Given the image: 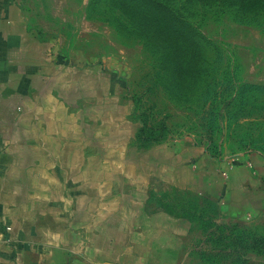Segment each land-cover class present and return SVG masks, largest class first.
Wrapping results in <instances>:
<instances>
[{"label":"crops","instance_id":"obj_1","mask_svg":"<svg viewBox=\"0 0 264 264\" xmlns=\"http://www.w3.org/2000/svg\"><path fill=\"white\" fill-rule=\"evenodd\" d=\"M123 69L59 55L0 0V264H179L195 220L170 195L264 206V158L142 143Z\"/></svg>","mask_w":264,"mask_h":264},{"label":"rangeland","instance_id":"obj_2","mask_svg":"<svg viewBox=\"0 0 264 264\" xmlns=\"http://www.w3.org/2000/svg\"><path fill=\"white\" fill-rule=\"evenodd\" d=\"M159 1L167 10L149 0H20V5L26 25L59 55L84 62L121 60L143 139L174 142L192 135L215 155L264 158V0ZM117 7L128 15L147 8L174 24L163 28L153 25L155 16L139 15L140 22L153 25L144 35L154 55L137 34L125 32L139 21L135 16L127 21ZM169 199L186 202L195 216L194 235L179 264H264V206L248 218H233L212 203L181 195Z\"/></svg>","mask_w":264,"mask_h":264},{"label":"trees","instance_id":"obj_3","mask_svg":"<svg viewBox=\"0 0 264 264\" xmlns=\"http://www.w3.org/2000/svg\"><path fill=\"white\" fill-rule=\"evenodd\" d=\"M107 1H110V2H112V0H107ZM135 1H138V0H132V2H135ZM140 1H144V0H140ZM149 1H153L154 2V4H157V5H161V1H159V0H149ZM242 1H244L245 3H249V2H252L254 5H257V4H259V2H262L263 0H242ZM117 9V11L121 14V15H123L124 17H125V19H127V21H132V17L133 16H135V20L136 21H139L138 19H140L139 18V15H141V16H143V15H152V16H155L156 17V22L153 24V25H155L156 23H158V26H160V27H163V28H167L168 26H170V29H171V27H173L174 26V24H171V23H169L167 20H165V21H163V18H159V17H157V15L156 14H150L149 13V11H148V9L147 8H144V9H142L141 10V13H134V14H130L129 13V15H128V12H126V10H124V9H122V8H120V7H117L116 8ZM163 9H166L167 10V8L165 7V6H162L161 5V11L163 10ZM152 25V26H153ZM188 25V24H187ZM150 22L148 23V22H146L145 20H143V21H139V24L136 26V25H131L129 28L130 29H128L127 31H125V32H127L128 34H133V33H135V34H137L138 36L136 37L138 40H139V42L141 43V45H142V47H143V49L145 50V51H147L148 53H150L151 55H154V53H153V51L150 49V39L146 36V35H144V30H148L149 28H150ZM151 26V27H152ZM189 26V25H188ZM175 30V29H174ZM158 68L160 69V66H158ZM242 98V97H241ZM244 101H245V104H247L248 106H251L252 104L250 103V101L247 99V98H245L244 99ZM251 117L250 116H248V117H243V119H250ZM236 123H238V121H235ZM142 132L141 131H139V133H138V139L141 141H148V140H146V139H143L142 137H141V134ZM150 142H154V143H156L157 141H155V140H152V141H148V143H150ZM205 203H208V202H205ZM191 208V207H190ZM194 220H195V216H194Z\"/></svg>","mask_w":264,"mask_h":264}]
</instances>
